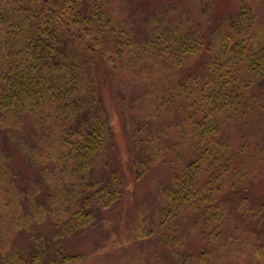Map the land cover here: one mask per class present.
<instances>
[{"label":"trees","instance_id":"obj_1","mask_svg":"<svg viewBox=\"0 0 264 264\" xmlns=\"http://www.w3.org/2000/svg\"><path fill=\"white\" fill-rule=\"evenodd\" d=\"M127 1L0 0V264L74 263L80 256L61 240L98 228L125 193L100 60L111 77L147 86L127 113L137 178L174 155L160 206L138 231L165 248V264H218L242 251L264 264V201L249 200L264 172V18L246 0L217 15L216 0H193L211 24L192 26L177 4L136 19L123 14ZM255 112L254 145H236L229 126ZM164 114L175 120L156 124Z\"/></svg>","mask_w":264,"mask_h":264},{"label":"rangeland","instance_id":"obj_2","mask_svg":"<svg viewBox=\"0 0 264 264\" xmlns=\"http://www.w3.org/2000/svg\"><path fill=\"white\" fill-rule=\"evenodd\" d=\"M252 1V2H251ZM236 0H216L215 15L219 12L223 14L235 7ZM255 6L256 11L264 18V0H246ZM177 4L180 12L189 10L192 22L190 25L198 24L206 27L211 24L209 17H204L199 12L196 13L193 0H128L122 7L123 14H135L136 19H142V11L150 14L159 10L168 4ZM142 15H144L142 13ZM214 15V14H213ZM214 15V16H215ZM205 56L192 60L185 68L184 73L194 72L201 66V61ZM132 74L126 72H117L115 77L105 73V64L103 60L99 61L98 81L99 93L104 105L107 107L113 129L112 157L118 168L125 174L127 188L119 204L114 206L105 214V220L98 228L78 234L73 238L61 240V244L73 254L79 255L80 259L70 264H165V248L157 241L154 243L147 237H143L140 230L138 231V220L140 217L152 218L156 209L159 208L158 194L159 187L164 186L172 180V166L170 161L174 158L171 152L157 164L147 169L141 178H137L133 154L131 151V115L136 106L129 102L136 95L146 89V85H130L129 81ZM128 99L126 106L123 105V97ZM129 105H134L130 107ZM133 109V110H132ZM264 116V113H260ZM258 113L255 112L250 116L231 124L228 130L235 138L236 145L246 144L254 145L257 134L261 129L262 123L258 121ZM175 120L174 116L164 114L159 123H169ZM31 122L26 123L22 132L24 134L30 131ZM248 148V147H247ZM248 154L255 156V149L250 147ZM24 157L15 151V162L18 168L24 173L25 177L33 175L36 171L28 168L25 164ZM249 200L264 201V172L254 180L249 192ZM238 234H242L239 240L242 241L248 234L241 232L243 224L237 220ZM241 232V233H240ZM188 247L196 253L199 245L194 239L188 241ZM227 247L219 250L224 253ZM216 254L212 256V259ZM199 258L191 259L190 264H199ZM218 264H252L247 252H243L239 259H221Z\"/></svg>","mask_w":264,"mask_h":264}]
</instances>
